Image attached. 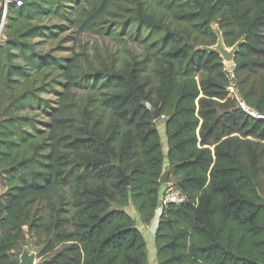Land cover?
Wrapping results in <instances>:
<instances>
[{
  "label": "trees",
  "instance_id": "trees-1",
  "mask_svg": "<svg viewBox=\"0 0 264 264\" xmlns=\"http://www.w3.org/2000/svg\"><path fill=\"white\" fill-rule=\"evenodd\" d=\"M61 7V0H24L6 14L7 39L0 47V179L8 189L0 206V227L7 231L2 264H18L6 253L25 231L45 237L40 264H149L145 238L126 209L149 227L165 171L185 200L159 216L156 264H264V121L239 106L242 101L264 114V0H76L67 14L79 33L116 40L133 24L150 33L141 40L143 56L84 75L76 57L56 63L36 55L30 43L57 37L56 27L31 21L57 15ZM212 24L228 47L246 37L232 72L200 49L215 44ZM156 32L161 36L154 40ZM196 33L209 40L192 38ZM48 70L62 78L61 90H53L56 103L39 96ZM233 85L240 100L229 97ZM74 89L86 91L83 101L75 100ZM36 109L46 118L43 127L31 116ZM38 203L45 216L35 211Z\"/></svg>",
  "mask_w": 264,
  "mask_h": 264
},
{
  "label": "rangeland",
  "instance_id": "rangeland-1",
  "mask_svg": "<svg viewBox=\"0 0 264 264\" xmlns=\"http://www.w3.org/2000/svg\"><path fill=\"white\" fill-rule=\"evenodd\" d=\"M54 2H59V0H53ZM76 0H61V8L57 15L50 13L49 15H38L35 20L31 21L32 24H37L39 26H45L46 28L56 27L54 30L57 33L55 38H35L31 39L30 43L34 45L35 54L38 56L48 55L50 59L56 63H61L63 59L76 57L80 64V73L82 75L89 74L92 70H101L104 68L117 67L120 60L132 58H137L144 55L143 45L141 40L147 37L150 33L144 27H139L136 24L130 25L128 28V35L118 36L116 40H112L105 36L104 33H79L77 29L70 24V17L67 12H71V8L74 6ZM1 5V0H0ZM160 13V12H159ZM7 14V13H6ZM75 16V14H74ZM164 19L167 23H170V19L167 15H164ZM120 19L118 18L117 21ZM124 19H122L123 21ZM7 19L5 17V25L0 34V47L6 42L7 30H6ZM24 28H27V22L21 21ZM108 25H102L103 32L107 30ZM22 27V30L25 29ZM59 28H64L65 30L60 31ZM117 34H121L122 27H117ZM161 36L159 33H152V39H157ZM260 39L264 42V25L260 29L259 33ZM192 38L198 40H209L208 35H200L198 33L194 34ZM232 72V67L227 68ZM50 74L46 77L45 83L48 84L46 91L40 92L39 96L44 100H49L56 103V96L53 90L60 91L61 87L59 85L62 82V78L59 76L58 71H46ZM147 70V74H148ZM255 76V75H254ZM257 76V75H256ZM38 80H42L43 76L37 75ZM41 87V82L34 88L39 89ZM72 96L75 100L83 101L86 96V91L84 89H74L71 91ZM238 91L236 87L230 90V98L237 97ZM32 117L38 122L39 126L43 127L46 122L41 109H36L35 112L31 113ZM161 122V121H160ZM159 122L158 130L163 131L162 123ZM261 195L264 196V192L261 190ZM8 194V189L1 177L0 179V206H4L6 203ZM35 211L39 212V216H45L46 209L43 203H38L35 206ZM7 236V231L0 227V242ZM44 236L39 240L34 235H29L26 233L24 236L11 245L10 250L6 253L7 256L20 264V257L23 251L26 249L30 254L35 255L34 264H40L42 262V257H40V250L42 242L44 241ZM0 264L2 262L0 261Z\"/></svg>",
  "mask_w": 264,
  "mask_h": 264
},
{
  "label": "water",
  "instance_id": "water-1",
  "mask_svg": "<svg viewBox=\"0 0 264 264\" xmlns=\"http://www.w3.org/2000/svg\"><path fill=\"white\" fill-rule=\"evenodd\" d=\"M212 33L214 34L216 41L215 44L212 46H203L201 47V51L206 52L208 54H215L217 55L221 61L222 65L225 68H230L234 66L235 57L239 52L241 46H243L246 42V37H242L238 42H236L233 46L228 47L225 44L223 33L220 30L218 24H212L210 26ZM1 41V40H0ZM152 117L154 120H157L160 117L159 110H155L152 112ZM121 175L123 180L128 183V178L124 173L121 171ZM160 184L167 185L168 184V173L165 171L161 178ZM35 255L30 254L26 249L23 251L20 257V264H34Z\"/></svg>",
  "mask_w": 264,
  "mask_h": 264
},
{
  "label": "built area",
  "instance_id": "built-area-1",
  "mask_svg": "<svg viewBox=\"0 0 264 264\" xmlns=\"http://www.w3.org/2000/svg\"><path fill=\"white\" fill-rule=\"evenodd\" d=\"M24 4V0H1L0 11H1V20H0V34L5 25V17L7 10L10 6L15 8H21ZM231 78L234 76L231 74ZM233 88V86H232ZM231 88V89H232ZM240 108L250 117L264 121V114L257 113L247 107L242 101H239ZM161 120H164V117H161ZM185 198L182 194L175 189L171 184L164 185L161 190V195L159 198V204L157 209V215L160 216L161 213L170 205L179 206L184 203Z\"/></svg>",
  "mask_w": 264,
  "mask_h": 264
},
{
  "label": "crops",
  "instance_id": "crops-1",
  "mask_svg": "<svg viewBox=\"0 0 264 264\" xmlns=\"http://www.w3.org/2000/svg\"><path fill=\"white\" fill-rule=\"evenodd\" d=\"M237 99L240 100V96L237 95L236 97ZM162 128H163V124H162ZM161 138H162V142L163 144V150L164 152H166V144H165V138H164V129L163 131H159ZM167 169V166H165V170ZM259 189L260 192L261 190L264 192V171L260 174L259 176ZM264 199V196L261 195ZM126 211L131 215V217L135 220V224L137 229L140 230V232L143 234L145 241L147 243V248H148V262L149 264H156V260H155V246H154V232L155 229L157 227L158 224V220H159V216L156 215V217L154 218V220L152 221L151 225L149 227H144L141 222L137 219V215L135 214V212L133 211V209H126Z\"/></svg>",
  "mask_w": 264,
  "mask_h": 264
}]
</instances>
